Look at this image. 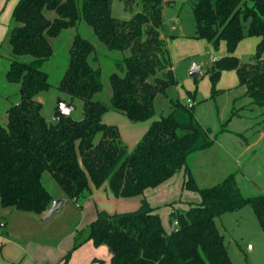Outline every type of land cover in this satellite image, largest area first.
Wrapping results in <instances>:
<instances>
[{"label":"trees","instance_id":"16d2710c","mask_svg":"<svg viewBox=\"0 0 264 264\" xmlns=\"http://www.w3.org/2000/svg\"><path fill=\"white\" fill-rule=\"evenodd\" d=\"M121 1L132 12L130 17L115 16L112 0L16 3L7 36L11 56L5 77L19 84L20 98L7 107V120L0 123V203L43 214L54 199L42 180L45 171L67 198L74 199L90 195L93 187L104 183L116 197L143 195L146 188L158 186L185 168L183 186L197 191L201 200L185 210L171 211L178 220L171 231L143 197L134 210H99L75 235L73 248L64 259L90 239L96 246L105 244L111 249L112 264H233L216 217L251 204L264 230V193L243 194L235 172L212 185H198L188 157L212 146L215 138L196 115V106L202 101L197 100V87L186 90L192 105L168 94L178 79L164 33L166 1ZM193 13V36L205 38L215 48L224 40L227 47V54L214 59L207 69L209 98L223 92L216 88L222 71L235 69L244 94L264 107V0H197ZM80 20L92 27L108 50L122 53L114 58L116 70L109 75L111 97L109 101L95 97L103 89L102 68L95 65L97 49L90 39L76 33L57 87L69 102L82 100L83 116L70 114L51 121L37 99L51 86L50 74L43 68L54 53L50 40ZM246 36H259L260 40L252 58L241 60L234 51ZM194 79L197 84L198 75ZM158 94L169 97V111L153 119L129 149L118 126L104 122L103 114L116 110L133 121L150 119Z\"/></svg>","mask_w":264,"mask_h":264},{"label":"rangeland","instance_id":"374dc122","mask_svg":"<svg viewBox=\"0 0 264 264\" xmlns=\"http://www.w3.org/2000/svg\"><path fill=\"white\" fill-rule=\"evenodd\" d=\"M196 1L197 0H175L173 2L174 6H168L166 1L164 3V17L167 19L172 13L176 15L179 14L180 23L177 25V30L193 33L196 30V21L193 13V6ZM112 10L115 16L121 18L130 17L132 15L131 11L124 9L121 0H112ZM4 19H7V10L0 18V45L2 44L0 49L1 123L7 120V107L17 102L20 98L19 84L11 83L5 77L9 65V57L11 56V46L7 39L8 30L11 25V14L6 23ZM167 30L170 29L167 27ZM76 33H81L83 36L90 39L97 49L98 62L95 63V65L102 68L103 89L98 92L95 97L101 98L104 101L110 100L111 87L109 75L116 70L114 58L120 56L122 53L108 50L105 44L96 36L92 27L85 21L80 20L76 26L66 28L59 36L51 38L50 40L54 47V53L44 64L43 68L50 74L51 86L48 90L37 95V99L43 103L42 112L46 117H49L55 112L59 99H64L69 102V100H67L68 96L61 92L57 85L67 67L69 49ZM252 56L253 53H246L245 49L241 58L242 60H248L252 58ZM200 58L206 60L207 56L204 55ZM194 63L199 62L195 61L191 64L193 65ZM189 64L190 61H187L183 62L182 67L179 66L178 76L180 79L185 77L192 78L189 74L192 65L189 69H186ZM189 87L187 83H185V87L182 88L170 87L168 89V94L170 96H179L186 101V90L190 89ZM244 93L245 87L240 86L236 91L224 95L218 103L200 101V103L197 104L196 114L197 117H199L198 119L201 118L200 121L202 124L211 128L212 135L215 138L212 146L197 150L188 157V165H190L189 167H191L199 186L204 187L212 185L222 180L227 174L235 172L238 185L243 194L253 195L264 193V137L260 136L261 134L264 135V107H258L253 104L251 98ZM202 96L203 93L197 98L202 100ZM73 104L75 107L71 112L72 116L74 118H81L83 116L82 100L76 98ZM169 109V97L164 94H158L155 100L154 118H158L161 113H167ZM232 112L231 123H229L230 121L225 123ZM104 119L106 123H108L107 120H111L109 122L116 125L119 124L121 129L118 125L117 126L124 134L129 132L130 124L142 123V121L133 122V120H130L125 114L116 110H110L105 115ZM123 119H125L124 122ZM224 128L225 130H231L228 136L220 134L225 132L223 130ZM128 142L133 145L132 141ZM252 142L255 143L253 147L250 146ZM184 172V168L176 172L171 180L172 185L164 184V191L162 194L156 195L153 199L154 202L160 204L158 211L160 212V216L166 228L174 225V217L171 215L172 210H185L184 207L191 204L190 201L194 200L195 197L200 199L198 192L186 189L182 186V182L185 179ZM42 180L49 191L54 195V198H59V196L64 193L49 171L44 172ZM101 195L96 198L98 205H100L99 210L116 213L134 210L139 207V205H133V199L118 198L115 196L107 198L106 195ZM1 209L3 208L0 205V215L2 214ZM79 211L80 207L77 205L76 201L72 198H68V201L57 211L58 214H55L52 218L49 217L48 219L42 220L44 221L42 222V226L44 225L46 230L43 237L48 238L49 236H53L54 233H57L58 236L66 234L70 222L77 220ZM86 212L89 213L90 209L86 210ZM60 213L63 214L59 215ZM4 215L6 216L7 214L5 213ZM87 216L88 214L86 213V217ZM1 219L5 220L4 218H0V220ZM216 222L219 230L224 234L225 243L233 264H264V231L257 220L251 204H246L240 208L224 212L216 217ZM83 227L81 229H84ZM85 233L83 232L84 237L87 235V231ZM84 243H86V240L83 244ZM93 245L94 244L90 243L88 246H85V248L89 247L91 251H94L93 249L96 250V248ZM108 249L109 248H106V254L108 253ZM85 251L88 250L85 249ZM91 251H88V253H91ZM96 253L105 254L102 250ZM108 262V258H105L104 261L101 260V264H106Z\"/></svg>","mask_w":264,"mask_h":264},{"label":"crops","instance_id":"0c3cea01","mask_svg":"<svg viewBox=\"0 0 264 264\" xmlns=\"http://www.w3.org/2000/svg\"><path fill=\"white\" fill-rule=\"evenodd\" d=\"M164 1L169 2L167 4L168 6H174L173 2L175 0H164ZM17 2L18 0H10V1L0 0V18L3 16L6 10H7V19L9 18L10 14L12 16L13 9ZM164 9H163L164 33L165 35H167L168 47L173 61V69L175 70L178 79V84L176 87H180V88L185 87V83H187V85L190 86L189 90L191 91H193L197 87V97L200 96L201 93H203L202 101H212L214 103L220 102L221 98H223V96L227 95L229 92L236 91L240 87L236 70L235 69L223 70L216 84V88L223 89V92L217 95L215 99L209 98L211 94V80L209 78V73L207 72V69L214 59H217L222 55L227 54L226 42L224 40H221L218 48H215L205 38L194 37L193 35L195 32L188 33V32H183L182 30H177L178 29L177 25L180 23L179 14L176 15L175 13H172L166 19L164 17ZM7 19H4L5 23L7 22ZM167 27L170 30H167ZM259 40H260L259 36L244 37L237 44L234 54L238 56L241 60H242L241 57L245 49H246V53L249 52L254 54L256 51V45ZM204 55L207 56L206 60H202L200 58ZM187 61H190V64L186 69H189L192 65L191 63L195 61H198L201 65L200 73L198 74L197 84L195 82L194 76H192V78L185 77L182 79H180L178 76L179 66L182 67L183 62H187ZM197 100L200 99L197 98ZM109 111L110 110H107L103 114L102 119L104 120V122L106 121L104 119L105 115ZM153 119L155 118L152 117L150 119L140 120L142 121V123L130 124L129 132L127 134L126 133L124 134L120 130L122 138L127 143L129 149H132L134 147L137 141L148 129ZM109 121L111 120H107L108 123H111ZM124 121L125 119H123V122ZM231 121L232 118L229 123H231ZM117 125L120 128V125L119 124ZM224 131L225 132L220 133L223 136H228V134L231 133L230 129ZM260 136L264 137L263 134H261ZM128 141H132L133 145L129 144ZM250 146L251 147L255 146V143L252 142ZM172 177L166 180L165 182L159 184L158 186L146 188L143 195H137L132 197H118V198L133 199L134 200L132 202L133 205L138 206L140 205L139 203H141V199L145 197L152 205V207H154V211L160 214V212L158 211L160 204L154 202L153 199L156 197V195L162 194V192L164 191V184L172 185L171 183ZM184 177H186V170L184 172ZM183 183L184 181L182 182V186ZM101 194L106 195L107 198H111V196H114L108 184L104 183L102 186L98 188L93 187L92 193L90 195L86 197L74 198L77 205L80 207L77 220L70 222L68 226L69 229L67 230L66 234H62L58 236L57 233H54L53 236H49L48 238L43 237L44 232H46L45 226L44 225L42 226V222H44L42 221L43 214H38L30 211H22L15 209L14 207H4L0 203V205L3 208L1 209L2 214L0 215V218L5 219V220L2 219L0 220V264H101V260L104 261L105 258L109 259V262L106 264H112L111 251L107 245L104 244L99 246L93 245L95 246L97 251L102 250V252L104 251L105 254L104 253L98 254L96 253L97 251L95 249H93L94 251H91L89 247L85 248V246H88V244L90 243L93 244L92 240H86V243L84 244L82 243L80 246L74 248L72 250L69 259L67 261H65L64 259L65 255L73 248L75 235L78 233V231L84 225L85 226L83 228H86L88 223L96 217L100 209L99 208L100 205H98L96 198H98V196ZM59 197L65 198L66 201H68V198L66 197L65 193H63ZM200 200H201V196L200 199L195 197L194 200L190 201V203L191 204L198 203L200 202ZM189 206L190 204L184 207V209H187ZM88 209H90L89 213L86 212V210ZM5 213L7 214L6 216L4 215ZM86 213L88 214L87 216L88 218L86 217ZM55 214H58L57 211L54 212L50 218H52ZM62 214L63 213H60L59 215ZM174 226L175 225L166 228V226L164 225L167 231H171L174 228ZM86 231L87 230H85L84 233ZM106 248H109L107 254H106ZM85 249L91 251V253L90 252L88 253V251H85Z\"/></svg>","mask_w":264,"mask_h":264},{"label":"water","instance_id":"95a60500","mask_svg":"<svg viewBox=\"0 0 264 264\" xmlns=\"http://www.w3.org/2000/svg\"><path fill=\"white\" fill-rule=\"evenodd\" d=\"M200 68H201V65L199 63H194L192 65V67L190 68V71H189V74L191 76H196L200 73ZM74 104L71 103V102H67L66 100L64 99H59L57 101V105H56V108L55 110L61 115V116H67V115H70L72 110L74 109ZM66 201L65 198H54L52 200V203L50 205V207L43 213L42 215V219H48L49 217L52 216V214L56 211H58L61 207V205ZM177 229V227L175 228ZM111 251V249H110Z\"/></svg>","mask_w":264,"mask_h":264},{"label":"built area","instance_id":"2783aa9c","mask_svg":"<svg viewBox=\"0 0 264 264\" xmlns=\"http://www.w3.org/2000/svg\"><path fill=\"white\" fill-rule=\"evenodd\" d=\"M186 102L188 103V105H192L193 101L190 98H187ZM49 120L51 121H59L61 119V115L59 113H52L49 117ZM178 223L177 219H174V225H176Z\"/></svg>","mask_w":264,"mask_h":264}]
</instances>
